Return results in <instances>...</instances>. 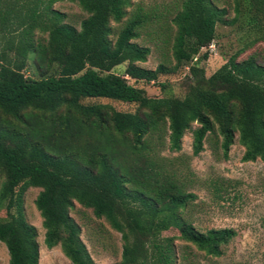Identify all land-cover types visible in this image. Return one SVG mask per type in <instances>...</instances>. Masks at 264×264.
<instances>
[{
    "label": "trees",
    "instance_id": "obj_1",
    "mask_svg": "<svg viewBox=\"0 0 264 264\" xmlns=\"http://www.w3.org/2000/svg\"><path fill=\"white\" fill-rule=\"evenodd\" d=\"M58 1L65 0H0V52L18 59L0 61V114L5 116L0 125V206L5 208L0 241L8 264L39 261L37 230L24 214L28 187L40 188L34 203L45 246L59 245L72 264H96L71 216L75 202L120 233V259L114 264H174L175 237L162 234L171 228L197 250L220 255L236 231L197 229L184 215L195 194L185 190L177 171L157 153L166 141L170 150H180L183 135L196 123L193 155L212 133L220 137L227 158L237 133L245 148L242 159L264 162V65L252 56L238 60L246 47L264 43V0H230L229 7L182 0L171 19L175 64L154 69L138 64L150 49L134 39L150 16L140 6L128 12L132 0H66L88 14L78 29L54 8ZM126 15L112 38L111 21L119 23ZM241 21L256 37L205 75L198 62L208 56L217 22ZM29 55L38 78L22 70ZM122 63L124 74L114 72ZM184 63H190V81L182 97L147 96L126 77L150 82ZM85 98L137 107L120 111L109 104L82 103ZM30 118L41 127L40 136L32 134Z\"/></svg>",
    "mask_w": 264,
    "mask_h": 264
},
{
    "label": "rangeland",
    "instance_id": "obj_2",
    "mask_svg": "<svg viewBox=\"0 0 264 264\" xmlns=\"http://www.w3.org/2000/svg\"><path fill=\"white\" fill-rule=\"evenodd\" d=\"M212 1L220 7H229L230 4V0ZM181 3L182 0H132V5L127 8L128 12L140 6L150 16L149 21L141 29L140 36L134 39L135 42L150 49L146 60L139 62V65L154 69L160 63L167 67L175 64L172 54L174 27L171 19ZM53 6L64 12V21L77 29L81 20L88 15L76 2L58 1ZM228 15H233L231 9ZM127 16L119 23L111 21L112 38ZM244 23L245 21H241V24L226 25L217 22L213 45L207 50L208 56L198 62L205 75L214 72L231 54L256 37V33ZM42 37L45 38L46 34H42ZM203 51L201 50L200 53ZM250 56L264 65L262 41L246 47L238 56V60ZM9 59L12 63L13 60L15 62L18 60L11 52H0V61L8 63ZM189 64L184 63L175 71L161 73L156 80L150 82L126 77L129 83L143 88L147 96L182 97L190 81ZM125 66L126 63L117 65L113 71L124 74ZM22 70L27 76L39 77L32 64V55H29ZM81 102L109 104L120 111H134L137 107L136 103L106 98H85ZM4 118L5 116L1 115L0 125H4ZM30 120L33 124L32 134L40 136L41 127L37 125L35 119L30 118ZM196 126L197 124L193 123L191 129L185 132L180 150H170L166 141L158 148L157 154L169 168L177 171V178L185 190L195 194V198L185 209V217L199 230L229 227L233 228L236 234L222 246L220 255L212 256L178 238L176 229L163 231V235L175 237L174 264H264V162L259 158L254 161L242 159L245 148L238 142L237 133L228 150L227 158L222 156L220 137L212 133L205 135L203 150L193 155L192 129ZM214 186L218 190H215ZM39 191V187H28L23 196L26 220L37 230L38 264H72L59 245L48 248L43 242L42 218L34 203ZM4 216L5 208L1 205L0 217ZM71 216L80 226V237L96 264H114L120 259L121 235L104 218H97L91 208L83 207L77 202L71 209ZM8 258L7 249L0 241V264H8Z\"/></svg>",
    "mask_w": 264,
    "mask_h": 264
},
{
    "label": "built area",
    "instance_id": "obj_3",
    "mask_svg": "<svg viewBox=\"0 0 264 264\" xmlns=\"http://www.w3.org/2000/svg\"><path fill=\"white\" fill-rule=\"evenodd\" d=\"M211 45H213V44H211ZM211 45H210V47H211Z\"/></svg>",
    "mask_w": 264,
    "mask_h": 264
}]
</instances>
